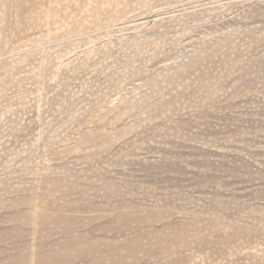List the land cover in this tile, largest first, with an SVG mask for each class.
I'll return each mask as SVG.
<instances>
[{"label": "rangeland", "instance_id": "obj_1", "mask_svg": "<svg viewBox=\"0 0 264 264\" xmlns=\"http://www.w3.org/2000/svg\"><path fill=\"white\" fill-rule=\"evenodd\" d=\"M0 246L264 264V0H0Z\"/></svg>", "mask_w": 264, "mask_h": 264}, {"label": "bare ground", "instance_id": "obj_2", "mask_svg": "<svg viewBox=\"0 0 264 264\" xmlns=\"http://www.w3.org/2000/svg\"><path fill=\"white\" fill-rule=\"evenodd\" d=\"M110 7V6H109ZM51 10V9H50ZM89 10V9H88ZM81 11V10H80ZM80 13V12H79ZM85 14V13H84ZM29 15V14H28ZM89 15V14H88ZM93 15V14H92ZM73 18V17H72ZM80 20V19H79ZM73 21V20H72ZM88 21V20H87ZM73 23V22H72ZM77 232V231H76ZM105 233V232H104ZM62 235V237L61 238H64V240H63V243H61L60 245L59 244H56V243H52V244H50V246H53L54 247V245H57L58 247H59V249L61 250V249H63V251H65L66 249L68 250L71 246H72V244H73V242H75V240H74V238H72L71 236L69 237V236H67L66 234H61ZM72 240H74V241H72ZM118 240V239H117ZM86 241V240H85ZM123 241V240H122ZM117 243V242H116ZM115 243V244H116ZM49 244V243H48ZM115 244H113V245H115ZM117 245V244H116ZM50 246H48L46 249H45V252L44 253H41L40 255H38V256H36L35 255V257H37L36 258V260H34L35 261V264H45V263H49V262H53V263H56L57 262V258H59L58 257V255L56 254V253H53V252H50L49 251V249H51V247ZM87 246V245H86ZM1 247V246H0ZM88 247H91L92 248V246H88ZM96 247H98V246H96ZM103 247V246H102ZM55 248V247H54ZM87 248V247H86ZM94 248V247H93ZM99 248H101V247H99ZM23 250V249H22ZM25 250V249H24ZM26 251V250H25ZM94 252H95V249L93 250ZM99 251H101V250H99ZM50 252V253H49ZM103 252V251H102ZM81 253V252H80ZM85 253V252H84ZM99 253V252H98ZM5 254H6V252H5ZM5 254H3V255H5ZM25 254V253H24ZM1 255V254H0ZM68 255V254H67ZM81 255H83V253L81 254ZM27 256V255H26ZM30 256V255H29ZM4 257H6V256H0V260H2V258H4ZM35 257H33V259L35 258ZM70 257H72L71 255H70ZM70 257H68V258H62L63 259V262H66V263H70V264H72V263H75V259H72V258H70ZM24 259H26V260H29L27 257H25V256H23V257H16L15 259L14 258H11V259H8L7 260V262L9 263V264H22L23 263V260ZM109 259V258H108ZM32 260V259H31ZM30 260V261H31ZM82 260H84V259H82ZM110 260V259H109ZM25 261V260H24ZM113 261V260H112ZM102 263V262H101ZM25 264V263H24ZM32 264H33V262H32ZM51 264V263H50Z\"/></svg>", "mask_w": 264, "mask_h": 264}]
</instances>
